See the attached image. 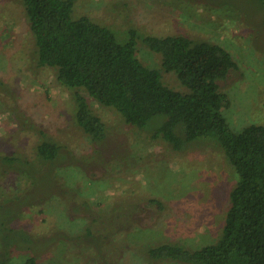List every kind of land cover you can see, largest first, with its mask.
I'll use <instances>...</instances> for the list:
<instances>
[{"label": "rangeland", "instance_id": "obj_1", "mask_svg": "<svg viewBox=\"0 0 264 264\" xmlns=\"http://www.w3.org/2000/svg\"><path fill=\"white\" fill-rule=\"evenodd\" d=\"M74 15L127 31L185 35L225 48L237 68L219 82L230 127L264 125V3L259 0H76ZM136 55L187 92L161 56L139 39ZM72 91L56 69L39 65L22 0H0V260L19 264H189L153 259L163 242L196 249L216 242L236 173L218 145L175 150L152 128L124 122L82 91L104 122L95 142L74 120ZM60 146L53 162L35 147Z\"/></svg>", "mask_w": 264, "mask_h": 264}, {"label": "trees", "instance_id": "obj_2", "mask_svg": "<svg viewBox=\"0 0 264 264\" xmlns=\"http://www.w3.org/2000/svg\"><path fill=\"white\" fill-rule=\"evenodd\" d=\"M75 2L22 0V6L38 64L55 68L57 81L72 91L74 120L82 131L95 142L106 136V126L90 109L84 91L117 111L125 123L138 129L150 126L152 138H162L175 150L195 141L215 143L236 173L216 242L193 250L163 242L149 247V256L189 264H264V125L233 130L223 114L228 98L219 82L237 68L231 54L219 44L181 34L156 36L129 29L120 41L108 26L87 15L75 16ZM139 39L160 54L162 69L173 72L187 92L170 88L160 70L139 60ZM59 148L44 134L35 155L53 162ZM19 264L38 263L30 256Z\"/></svg>", "mask_w": 264, "mask_h": 264}]
</instances>
